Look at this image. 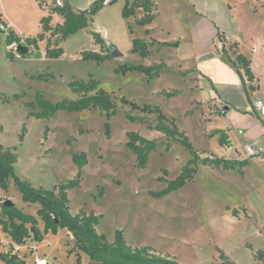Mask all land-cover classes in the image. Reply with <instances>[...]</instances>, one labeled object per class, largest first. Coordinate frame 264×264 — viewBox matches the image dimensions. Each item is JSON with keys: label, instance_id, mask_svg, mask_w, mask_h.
Returning a JSON list of instances; mask_svg holds the SVG:
<instances>
[{"label": "rangeland", "instance_id": "rangeland-1", "mask_svg": "<svg viewBox=\"0 0 264 264\" xmlns=\"http://www.w3.org/2000/svg\"><path fill=\"white\" fill-rule=\"evenodd\" d=\"M152 1L156 4L153 37L160 42L180 41L182 53L187 59L191 55L189 32L193 28L191 1ZM222 2L234 9L238 37L243 40L252 29L251 10L255 0H197L195 4L198 8L205 7L207 17L211 18L215 15L221 16L217 5ZM1 4L14 22L20 23L29 32L33 31L37 11L32 0H1ZM113 5L102 16L93 17L87 28L99 35L106 33L105 27L110 29L111 36L106 40L109 46H105L110 51L116 49L113 41L121 42L124 39L119 34L123 19ZM133 23L134 19H131L130 24ZM133 27V34L126 35L128 43L129 37L144 42L149 40L143 27L136 24ZM202 36L208 40L209 30H204ZM218 39L216 52L222 54L219 46L223 42L224 51L230 55L229 45H226L224 37L218 35ZM3 41L4 35L0 34V97H6L9 102L2 103L0 100V145L16 149L15 173L22 181L44 190L62 185L72 180L76 174L72 156L85 153L88 164L82 169L80 187L67 193L70 213L77 215L85 212L101 216L96 231L108 242L113 241L114 233L119 230L123 232L128 245L150 246L161 252L163 257L168 255L179 264H191L194 253L208 256L228 236H250V222L243 220L244 211L238 212V219L230 215L219 216L220 202L229 200L230 196L228 188L221 186L214 178L215 173L223 171L222 169L199 165L194 179L183 189L161 199H153L149 192H159L166 187V183L160 181L161 178L174 180L177 177L189 159L187 152L179 144H172L170 151L160 147L151 153L147 167L138 169L135 166V157L125 147L126 134L129 132L138 133L143 138L156 140L158 143L165 142V139L158 132L149 131L146 124L128 122L125 118L127 114L144 118L147 124L154 123V116L143 115L131 110L129 106H122L121 98L138 106L159 107L166 117L174 119L201 158H230V147H220L217 137L208 136L213 130L222 129L218 126L222 125L223 119L218 116L220 110L210 102L196 101L197 98L204 100L203 95L199 96L192 89V101L188 90L173 100L165 98L164 93L152 99L142 96L143 89L148 87L146 81L153 79L136 81V74H114V69L119 65L117 63L141 64L138 55H135L136 58L133 55H124L123 58H112L97 64L84 61L81 57H71L73 44L68 40L62 44L65 52L63 59L40 60L39 55L34 54L35 51L30 48L25 57L16 53L14 61L10 62L5 59ZM83 44L84 51L100 52L94 42L87 45L83 41ZM7 51L5 47V52ZM170 56L172 59L168 60L175 64L176 56ZM196 65L192 61L184 64L185 68L190 69ZM44 72H53L55 79L45 82L31 78ZM89 78L97 80L99 88L117 105V113L109 121L108 139L104 134V113L98 110L59 112L48 120L28 118V109L24 103L30 102L36 92H41L52 102L74 100L77 96L70 92L67 83L72 80L87 81ZM150 83L149 87L152 89L160 87L165 90H184L188 86V82L182 83L177 79L170 80L168 84L158 81ZM14 95L22 97L19 101H14ZM210 116L214 117L211 123ZM79 130L82 131L81 135ZM164 172L167 174L164 175ZM207 188L211 191L210 194L218 195V201L200 193V190ZM100 189H103L101 197ZM7 201L25 213H36L37 206L22 203L11 182L8 183L6 191L0 190V203ZM259 248L256 255L263 256L264 244H260ZM10 250L16 252L27 264H37L39 261H45L46 264H76L77 251L74 250L72 238L66 231H60L57 236L47 235L39 244L29 240L21 247L11 245L9 238L0 231V253ZM79 256L80 264H90L84 254L80 253ZM0 264L3 263L0 261Z\"/></svg>", "mask_w": 264, "mask_h": 264}, {"label": "trees", "instance_id": "trees-1", "mask_svg": "<svg viewBox=\"0 0 264 264\" xmlns=\"http://www.w3.org/2000/svg\"><path fill=\"white\" fill-rule=\"evenodd\" d=\"M117 0H95L87 11L75 13L68 0H63L62 7H52L48 15L40 20L42 33L36 37L24 38V43L28 47H33L34 51L38 49V43L46 41L44 56L46 59L58 60L63 54V49L59 44L68 37L77 34L89 27V22L106 6H111ZM142 10L143 16L136 22L139 27H146L155 20L156 6L151 0H124L121 11L122 19L126 20L135 16L136 10ZM57 14L63 19L62 25L51 26V15ZM5 24L0 15V25ZM50 33V38L45 39V34ZM1 34V33H0ZM148 34V33H146ZM94 43L100 47V52L83 51L79 56L84 61H93L97 64L110 61L111 51L106 49V45L101 36L97 33H91ZM23 37L16 35L13 31L4 37L5 47L11 44H20ZM222 45V61L227 63L232 69L236 70L242 85L245 87V80L253 82V75L250 70L249 61L242 55H228ZM161 48L176 49L178 42L174 43H155ZM149 44L140 39H133L131 53L137 54L140 58L149 56ZM236 48L233 45L231 48ZM229 52V50H228ZM13 51L5 53V59L13 62L15 59ZM26 56V55H25ZM22 56V57H25ZM167 68L164 64L152 65L149 67L141 65H132L124 63L114 69V74L125 76L128 73H139L148 80L159 78ZM186 74H182L185 76ZM39 81H49L55 79L54 73H41L31 77ZM67 88L77 98L74 100L63 99L52 102L41 92H36L30 102L24 103L28 109V118L35 120H48L59 112L78 113L82 111L98 110L104 113L105 124L104 134L108 139L110 136V119L117 113V105L110 96L99 88V82L93 78L87 81L72 80L67 83ZM254 92L255 88L252 87ZM179 94L178 91L164 93V97L171 99ZM22 95H14L12 100L19 101ZM2 103H8L9 99L0 97ZM122 106H129L131 110L140 112L143 115L154 116V123L147 124L144 118L131 116L127 114L126 120L131 123L146 124L149 131H155L161 134L165 142L158 143L156 140H147L138 133L129 132L126 134L125 147L135 157V166L138 169H145L148 165L151 153L158 148L164 147L165 151H170L172 144H179L188 154L189 159L181 169L174 180L160 179L166 183V187L159 192H149L153 199H161L178 190L183 189L194 179L198 166H206L222 169L224 171H236L242 175L241 170L248 166V160L233 161L220 159L216 157H200L197 150L194 149L188 137L177 127L174 119L166 117L157 106H138L133 102L120 99ZM24 131V128L23 130ZM47 130L44 139H46ZM79 134L82 131L79 130ZM209 137H217L220 147H230V141L225 131L213 130ZM22 139V136L21 138ZM15 148H4L0 145V190L6 191L8 183L11 182L13 188L20 195L22 203L28 206H37L35 215L25 213L21 208L7 202L0 203V231L5 234L11 245L21 247L31 240L36 244L41 243L47 235L57 236L60 231H66L72 238L74 250L77 251L76 264H80L79 254H84L90 264H179L168 257H162L153 253L150 247H132L127 244L123 232L117 230L114 233L112 242H108L103 235L96 231L101 216H95L90 213L80 212L72 215L68 207L67 193L80 187L82 182V169L87 166L88 160L85 153L72 156V163L77 171L74 178L66 183L54 186L50 190L34 188L30 183L22 181L15 173V164L17 155ZM164 175L167 173L164 172ZM103 195V189H100L99 196ZM233 217L237 216L236 211H231ZM0 261L3 264H27L25 260L13 251L0 253ZM229 264V263H227Z\"/></svg>", "mask_w": 264, "mask_h": 264}, {"label": "crops", "instance_id": "crops-1", "mask_svg": "<svg viewBox=\"0 0 264 264\" xmlns=\"http://www.w3.org/2000/svg\"><path fill=\"white\" fill-rule=\"evenodd\" d=\"M94 1L95 0H68L75 13L87 11ZM190 1L193 14V28L189 32L191 55L186 59L185 55L182 53V43L180 41L160 42L156 40L153 37L154 20L149 26L143 27L144 33L149 39L146 43L150 45V54L146 58H140L141 64L137 65L149 67L152 65L164 64L167 70L159 78L151 80V83L146 81L145 77L141 74H132H136L134 75L137 76L135 77L136 81H146L148 87L143 89V93L141 94L144 97L152 99L156 98L155 96L157 95L162 96L163 93L178 91L179 94L170 99L173 100L178 99L184 91L187 90L190 95L193 89L199 96L203 95L205 97L204 100L197 98V102H210L211 105L215 106L218 110H223L224 115H221L219 111L218 116L222 118L223 121L222 125L218 127L222 128L220 130L226 132L230 141V151H228L230 158L227 160H248L249 162L248 166L241 170L242 175L236 171L223 170L217 171L214 178L221 186L227 187L230 193L229 200H222L220 202L219 216H232L231 211L234 210L237 212L235 218L238 219V212L244 211L243 220L250 222L248 224L250 236H228L224 243H222L220 247H214L213 253L208 256L194 253L191 264H264V255H256V252L260 249L259 245L264 244V117H261L254 109V102L257 99L262 100L264 103V0H255V4L251 10L253 16L252 29L247 32L243 40L238 37V25L235 21V12L229 4H226V2L220 3L217 5V9L221 11V16L215 15L208 18L207 12L205 13V7L198 8L195 4L197 0ZM32 4L37 11V17L33 31L29 32L20 23H16L11 19L0 0L1 19L8 26L9 30L13 31L18 36L33 38L42 33L40 20L47 16L48 13L38 7L36 0H32ZM123 5L124 0H117L113 6H116L118 12L121 13ZM110 7L111 6H106L96 16H102ZM142 16L143 12L139 9L135 11L134 17L126 20L123 19L119 34L124 37V39L121 42L113 41L116 50L122 54L120 58H123L124 55H133L132 57L136 58L135 55L137 54L131 53L133 38L129 37L128 43L126 35L127 33L133 34V25L136 24ZM131 19H134L132 25L130 24ZM62 24L63 19L60 16L57 14L51 15V26L55 27ZM90 24L89 22V25ZM105 29L108 35L103 33L100 36L105 45L109 46L106 40L110 38L111 33L110 29L106 27ZM206 29L210 32L208 40L202 36L203 31ZM91 33H94V31L87 28L83 29L61 42L59 47L62 48V44L69 40L73 44L70 51L72 54L71 57L80 59L79 54L84 51L85 47L83 41H85L87 45L90 42H94ZM218 35L224 37L226 45H229L228 50L230 55L235 52L236 54L244 56L249 61V67L254 78L253 82L250 83L245 80L246 86L244 87L237 71L222 61V54H218L215 49L216 44L219 43ZM48 38H50V33L45 34V39L47 40ZM174 42L179 43L176 49L161 48L155 44ZM233 45H236V48L233 47L230 50V47ZM3 46L5 56L4 43ZM45 46L46 41L38 43V50L34 53L39 55L38 59L40 60L45 58ZM98 50H100V47ZM64 55L65 52L59 59H63ZM170 55L176 56L177 61L175 64H172V62L168 60L172 59ZM211 59L213 60L211 61ZM186 61L196 62L197 65L192 69L185 68L184 64ZM201 61L202 64H200ZM117 64L122 65L120 63ZM182 74L186 75L182 76ZM174 79L180 80L182 83L188 82V86L184 90L173 88L165 90L160 87L152 89L149 87V83L153 84L155 81L168 84L170 80ZM195 86L198 87L196 88ZM252 87L255 88L254 92L251 91ZM190 99L192 101L194 98L190 95ZM203 106L204 105H202V107ZM209 120L210 123L213 122L214 117L210 116ZM248 145L253 146L259 151L255 157H247L245 154V147ZM209 192L211 193L210 190L208 191V188L200 190V193L208 195L212 199L214 198V200L218 201V195H212ZM131 246L135 247L134 245ZM140 247L150 246H138L137 248ZM150 248L153 250L154 254L163 257L161 252L152 247ZM167 257L172 259L168 255Z\"/></svg>", "mask_w": 264, "mask_h": 264}, {"label": "built area", "instance_id": "built-area-1", "mask_svg": "<svg viewBox=\"0 0 264 264\" xmlns=\"http://www.w3.org/2000/svg\"><path fill=\"white\" fill-rule=\"evenodd\" d=\"M36 3L38 4V6L43 11H45L46 13H48L49 12V9L52 8V7H62L63 0H36ZM8 32H9V28H8V26L6 24L0 25V33L1 34L6 35ZM19 46L26 47L28 49V51H29L30 48L32 50H34L33 47L26 46V44L24 43V38L21 40V43L20 44L13 43L9 47H6V48H7L8 51L11 50L14 53H17V48ZM219 48L222 49V45L219 46ZM254 109L258 112V114L261 117H264V103H263L262 100L257 99L254 102ZM220 114L221 115H224L223 110L220 111ZM245 151H246V154H247L248 157H255L258 154V152H259L253 146H249V145L245 147ZM37 264H46V263H45V261H39V262H37Z\"/></svg>", "mask_w": 264, "mask_h": 264}, {"label": "water", "instance_id": "water-1", "mask_svg": "<svg viewBox=\"0 0 264 264\" xmlns=\"http://www.w3.org/2000/svg\"><path fill=\"white\" fill-rule=\"evenodd\" d=\"M17 53L20 56H25V55L29 54V51H28V49L26 47L19 46L17 48ZM110 55H111V58H113V59L120 58L122 56V54L120 52H118L116 49L112 50ZM8 204H13V203L8 201Z\"/></svg>", "mask_w": 264, "mask_h": 264}]
</instances>
